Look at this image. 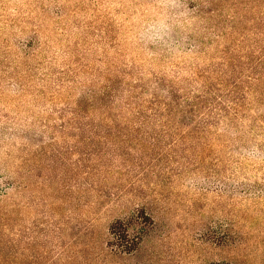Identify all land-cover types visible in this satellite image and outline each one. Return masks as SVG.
I'll use <instances>...</instances> for the list:
<instances>
[{
  "label": "rangeland",
  "instance_id": "374dc122",
  "mask_svg": "<svg viewBox=\"0 0 264 264\" xmlns=\"http://www.w3.org/2000/svg\"><path fill=\"white\" fill-rule=\"evenodd\" d=\"M162 19L164 38L149 39ZM104 34L129 52L243 47L264 72V0H0V264H264V173L221 171L213 144L156 132L41 143L16 199L2 165L40 135L48 65ZM74 149L95 156L54 164Z\"/></svg>",
  "mask_w": 264,
  "mask_h": 264
},
{
  "label": "trees",
  "instance_id": "16d2710c",
  "mask_svg": "<svg viewBox=\"0 0 264 264\" xmlns=\"http://www.w3.org/2000/svg\"><path fill=\"white\" fill-rule=\"evenodd\" d=\"M117 39L84 35L71 51L62 50L64 60L58 66L48 65L40 135L28 133L30 143L23 147V155L2 165L16 199L24 194L27 163L47 154L46 146L39 144L119 135L131 139L133 132L137 140L153 138L148 132H156L159 141L188 138L206 149L213 144L218 147L221 171L264 173V166L245 151L254 146L264 151V72L259 61L252 65L247 49L129 52L112 45ZM83 153L57 150L51 157L65 169L72 156ZM5 197L7 191L0 189V202ZM16 199L13 208L21 207Z\"/></svg>",
  "mask_w": 264,
  "mask_h": 264
},
{
  "label": "clouds",
  "instance_id": "9594fccd",
  "mask_svg": "<svg viewBox=\"0 0 264 264\" xmlns=\"http://www.w3.org/2000/svg\"><path fill=\"white\" fill-rule=\"evenodd\" d=\"M167 27L168 25L163 19L157 23L148 24L146 26V30L152 34L149 39H163ZM245 151L246 155L251 159H264V151H262L258 146L246 149Z\"/></svg>",
  "mask_w": 264,
  "mask_h": 264
}]
</instances>
